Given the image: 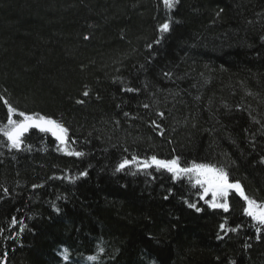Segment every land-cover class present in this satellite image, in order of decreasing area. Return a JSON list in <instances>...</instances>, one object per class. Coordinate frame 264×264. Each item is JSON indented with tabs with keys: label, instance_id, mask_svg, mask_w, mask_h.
Returning <instances> with one entry per match:
<instances>
[{
	"label": "trees",
	"instance_id": "obj_1",
	"mask_svg": "<svg viewBox=\"0 0 264 264\" xmlns=\"http://www.w3.org/2000/svg\"><path fill=\"white\" fill-rule=\"evenodd\" d=\"M0 97L84 153L36 129L19 151L0 137V264H264V229L234 192L225 212L187 179L114 171L179 156L264 201V0H0Z\"/></svg>",
	"mask_w": 264,
	"mask_h": 264
},
{
	"label": "snow or ice",
	"instance_id": "obj_2",
	"mask_svg": "<svg viewBox=\"0 0 264 264\" xmlns=\"http://www.w3.org/2000/svg\"><path fill=\"white\" fill-rule=\"evenodd\" d=\"M162 3L166 9H172L175 7L176 0H162ZM169 30V22H164L159 26V31L161 33H166ZM85 39H87V37H85ZM156 42L159 43V41ZM149 47H151V45H149ZM125 90L128 92L137 91L133 88H127ZM83 95L85 97L88 96V91H85ZM0 100H3V103L7 106V119L6 123L0 124V137L4 138L9 149L21 150L25 143V135L29 133L31 129H38L42 133H50L55 138L58 142V151H62L68 156L81 157L84 155L83 152L77 151L70 146L75 144L76 141H69V129L57 119L44 116L40 113H25L13 107L3 97H0ZM77 103H84V101L78 100ZM145 107H148V105H145ZM125 115H127V113H125ZM160 115L163 114L161 113ZM133 167L136 169V172H132V175H135L137 172L150 174L148 170L154 169L157 172L163 171L170 174V178L173 180L187 179L189 185L197 189L200 200H203L210 208H221L225 212L229 211L227 198L230 193L234 192L243 200L244 205L242 207V212L251 219L252 226L255 227L257 234L264 229V201H258L254 197L248 196L241 183L239 181L230 180L228 171L223 167L211 163H197L195 161L190 164L182 165L179 156L162 159L158 158L156 155H152L148 158L141 159L136 155H132L131 158H123L116 165L114 171L115 173H120L126 169H132ZM86 175L87 172L80 173V176ZM65 178L70 182H74L75 179L79 177ZM34 187L36 186L34 185ZM7 191V189H4L5 195H7ZM209 196L211 199H206V197ZM185 203L189 208H193L197 212L201 211L195 203H189L188 201H185ZM55 210L59 212L58 208ZM16 223L17 221L15 217H13L12 224L15 225ZM237 227L226 228V222L220 224V229L225 231V234H227V232H236ZM21 231H23V226H21ZM217 238L222 239L219 235ZM257 239H259V235H257ZM101 251H103V249H101ZM62 256L65 261L69 259V250L67 248L63 249ZM87 259L95 261L97 257L89 256Z\"/></svg>",
	"mask_w": 264,
	"mask_h": 264
},
{
	"label": "rangeland",
	"instance_id": "obj_3",
	"mask_svg": "<svg viewBox=\"0 0 264 264\" xmlns=\"http://www.w3.org/2000/svg\"><path fill=\"white\" fill-rule=\"evenodd\" d=\"M36 130H38V129H36ZM48 134H50V133H48ZM51 135V134H50ZM52 136V135H51ZM53 137V136H52ZM242 185V184H241ZM231 194V193H230ZM230 194H229V196H230ZM229 196H228V205L230 206V199H229ZM217 209H221V208H217Z\"/></svg>",
	"mask_w": 264,
	"mask_h": 264
}]
</instances>
